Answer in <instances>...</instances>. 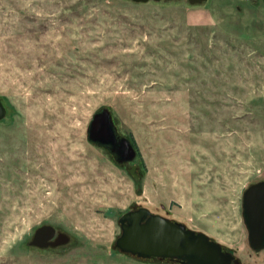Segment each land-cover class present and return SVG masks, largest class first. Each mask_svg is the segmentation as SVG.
<instances>
[{"label":"rangeland","instance_id":"374dc122","mask_svg":"<svg viewBox=\"0 0 264 264\" xmlns=\"http://www.w3.org/2000/svg\"><path fill=\"white\" fill-rule=\"evenodd\" d=\"M0 105V264H180L113 247L138 207L264 264V0H0ZM100 107L129 163L87 141ZM46 225L65 242L32 246Z\"/></svg>","mask_w":264,"mask_h":264},{"label":"water","instance_id":"95a60500","mask_svg":"<svg viewBox=\"0 0 264 264\" xmlns=\"http://www.w3.org/2000/svg\"><path fill=\"white\" fill-rule=\"evenodd\" d=\"M144 3L148 0H131ZM4 110L0 105V117ZM85 135L88 142L105 149L113 162L126 164L135 157L130 140L116 132L109 110L100 107L88 120ZM241 215L247 231L249 247L260 251L264 247V180L248 185L241 195ZM119 235L113 247L123 254L142 260L168 259L180 264H230L232 257L223 252L220 244L208 239L204 233L186 229L178 222L152 214L147 208L138 207L122 213L117 218ZM49 226L36 228L31 245L56 246L65 242L64 235L55 239ZM49 240V241H48Z\"/></svg>","mask_w":264,"mask_h":264},{"label":"flooded vegetation","instance_id":"af4514ba","mask_svg":"<svg viewBox=\"0 0 264 264\" xmlns=\"http://www.w3.org/2000/svg\"><path fill=\"white\" fill-rule=\"evenodd\" d=\"M190 1H194V0H190ZM261 181V180H260ZM254 184V183H253ZM150 212V211H149ZM151 213V212H150ZM153 214V213H152ZM157 215V214H156ZM159 216H162V217H164L163 215H159ZM164 218H166V219H168L167 217H164ZM169 221H171L172 223H174V222H176V221H172V220H170V219H168ZM53 238H55V236L53 237ZM264 248V247H263ZM263 248H261V249H263ZM260 249V250H261ZM252 250V249H251ZM253 251V250H252ZM255 252V251H254ZM259 252V251H258ZM232 262H233V259H232ZM230 263V264H233V263Z\"/></svg>","mask_w":264,"mask_h":264}]
</instances>
